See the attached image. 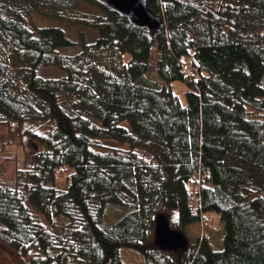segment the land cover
<instances>
[{
	"label": "trees",
	"instance_id": "obj_1",
	"mask_svg": "<svg viewBox=\"0 0 264 264\" xmlns=\"http://www.w3.org/2000/svg\"><path fill=\"white\" fill-rule=\"evenodd\" d=\"M146 1L154 36L94 0H0V124L38 144L0 179V240L21 264H264V0ZM159 214L200 233L157 247Z\"/></svg>",
	"mask_w": 264,
	"mask_h": 264
},
{
	"label": "rangeland",
	"instance_id": "obj_2",
	"mask_svg": "<svg viewBox=\"0 0 264 264\" xmlns=\"http://www.w3.org/2000/svg\"><path fill=\"white\" fill-rule=\"evenodd\" d=\"M77 6L79 12L83 11L87 13H95V9L85 3H79ZM214 6H215L214 1L211 0L210 8ZM30 22L35 23L39 27L58 26L64 30L66 36L74 43H79L80 36H82L83 40L87 43L92 42L96 38V33L93 31V29H89L88 27H84L81 25L66 24L64 23L65 21L56 22V21L45 20L40 16H38L37 14L31 15ZM154 49L155 47L153 46L151 48V56L149 60L150 73L155 68L156 54ZM78 50H79L78 46H71L60 49V52L70 55L78 52ZM37 74L41 75L42 77H48V78L60 77L62 75V73L59 70L49 66H38ZM171 88L173 93L179 98L181 103L184 104L185 103L184 92L186 90L185 85L180 82H172ZM30 126L31 123H24L20 125L19 130L22 133ZM12 127L13 129H16L18 125L13 124ZM44 129L45 128L36 129L34 130V132L42 133ZM9 132L12 134V132L9 131L5 125L0 124V179L6 183L12 184L16 170L21 169L22 165L27 163L28 152L35 150L38 144L34 140L26 136L23 137L22 140L16 141ZM56 179L58 181V186L62 187L63 179H64L63 175H59ZM119 214L120 213L118 207H109L105 212L104 220L106 223L110 224L119 217ZM38 218L42 219L41 215H38ZM213 223L214 224L217 223L216 216H213ZM197 229H198V225L194 226L193 229L188 230L187 233L189 234V237L186 236L188 243L194 241L196 237V235L194 234H196V231L200 233V230ZM220 248L221 247L215 249H220ZM17 252L18 251H15L7 243L0 240V264H21L20 262L21 258L19 253ZM134 253L137 256H140V254H138L137 252ZM125 258L129 259V256H126ZM68 264H73V263H68Z\"/></svg>",
	"mask_w": 264,
	"mask_h": 264
},
{
	"label": "water",
	"instance_id": "obj_3",
	"mask_svg": "<svg viewBox=\"0 0 264 264\" xmlns=\"http://www.w3.org/2000/svg\"><path fill=\"white\" fill-rule=\"evenodd\" d=\"M97 4L105 7L123 17L134 28H146L150 36L156 34L158 26L162 25L159 17L147 6L146 0H94ZM154 243L157 247L180 251L187 248L188 241L185 235L176 229L169 227L168 220L163 214L156 217L154 227Z\"/></svg>",
	"mask_w": 264,
	"mask_h": 264
}]
</instances>
